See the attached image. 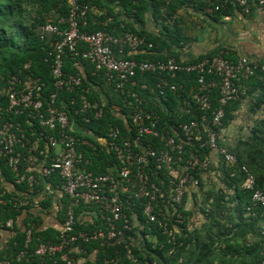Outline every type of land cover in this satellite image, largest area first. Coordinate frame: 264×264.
I'll return each mask as SVG.
<instances>
[{
    "label": "built area",
    "instance_id": "2783aa9c",
    "mask_svg": "<svg viewBox=\"0 0 264 264\" xmlns=\"http://www.w3.org/2000/svg\"><path fill=\"white\" fill-rule=\"evenodd\" d=\"M230 2L244 15H250L255 7H264V0H226L224 5ZM69 4L68 15L58 24L40 28L42 39L51 40L53 35L60 38L52 44L46 58L57 92L65 89L71 93L83 85L85 65L82 62H78L75 74L66 76L64 73V57L71 54L73 58L82 56L88 61L94 69L93 75L105 71L107 81L115 85L116 91L124 92L126 85L134 84L138 74L158 76L156 100L167 98L170 93L182 97L184 86L171 84L170 78L180 74L194 75L197 87L189 94L201 115L180 123L173 135L172 129L161 125L162 119L155 111L144 109L145 99L137 93H128L133 99L127 105L131 109L135 137H121L118 127H110L108 137L103 141L116 162L114 171L96 175L81 170L84 162L81 147L94 145L73 135L76 123L71 120L66 107L56 105L57 92L52 93L49 100L44 99L45 83L32 74L24 80L19 76L9 79L3 91L8 106L0 109V161L16 174V183L25 184L27 190L17 191L12 185L8 192L15 194L12 197L0 194V207L12 206L16 211H22L17 217L18 223L28 219L27 226L23 227L25 248L15 259L18 264H84L86 261L82 257L88 250L83 245L97 241H102V246L113 244L134 228L138 229L139 239L143 240V220L138 215L128 217V211L136 206L135 200L143 204L145 225L158 226L163 235L175 240L185 219L182 209L186 196L192 187L201 190L202 174L213 168L209 157L187 153V145L217 152L228 167L237 165V157L218 141L219 135L225 131L224 107L245 93L248 80L264 71L263 63L243 56L233 59L225 50L213 58L193 63H179L175 57L140 62L118 58L116 53L122 55L126 48L135 53L142 46L151 49L153 45L130 31L121 35L104 31L82 32L81 25L93 10L91 0H69ZM224 5H218L216 9ZM80 44H86L88 49L80 52ZM142 88L146 89V86ZM214 90H218V106H213L211 100ZM81 100L79 112L83 120L89 122V115L94 119L102 117L103 104L88 100L85 94ZM11 115L25 116L27 127L22 121L5 119ZM29 133L37 137H27ZM22 149L27 153L24 154ZM21 164H24L22 172ZM239 170L244 176L243 188L252 193L253 204L247 207V216H252L255 208L264 210V191L257 187V178L246 165L240 166ZM55 176L58 181L49 182L55 180ZM52 194L53 202L59 206L56 210H62L57 242H42L30 249L33 233L41 228V219L48 209L42 207V202ZM63 199L67 200L65 207ZM78 209H82L81 213H77ZM170 220L173 224L169 223ZM80 221L85 225L99 221L102 228L78 232L76 226ZM119 221L123 222L122 228L117 227ZM14 224L13 220L7 221L6 233L14 228ZM260 236L264 255V220ZM5 244L6 240L0 243V264H13L15 261L2 254L6 250ZM26 257L28 259L23 262ZM261 264H264V258Z\"/></svg>",
    "mask_w": 264,
    "mask_h": 264
},
{
    "label": "trees",
    "instance_id": "16d2710c",
    "mask_svg": "<svg viewBox=\"0 0 264 264\" xmlns=\"http://www.w3.org/2000/svg\"><path fill=\"white\" fill-rule=\"evenodd\" d=\"M113 1V0H111ZM126 11V16L138 23H143L149 11L157 20H166L169 27L165 26L168 33L167 39L154 38L148 36L144 31H137L132 24L125 21H119L116 18L112 23L104 25L97 21L93 22V15L90 13L86 22L81 25V31L94 33L104 31L114 35H121L125 31H130L139 37L146 38L147 43H151L153 47L142 46L137 52L129 51L126 48L124 54L118 58L135 60V61H160L169 57H175L179 63H193L205 59H210L219 54L222 50L229 51L233 59H237V55L229 48L218 47L210 53L199 56L192 61H182L177 53L172 51V45L176 46L182 41L176 36L180 30L177 28L174 12L176 6L169 0H121ZM226 0H204L201 1L200 11L211 17L214 21H219L222 17L231 16L235 11L240 9L233 4L224 5ZM109 2V0H108ZM224 5L219 10L218 5ZM101 6L100 0H91V7ZM69 0H0V109L8 106V98L3 93L4 88L9 79L19 76L22 80L27 75H33L40 78L45 87L42 97L46 100L50 99V95L57 92L51 75L50 64L46 61L48 51L52 48V44L60 38L53 35L50 39H42L40 28L47 24H58L60 19L69 13ZM241 12V11H240ZM166 14V15H165ZM124 26V28H122ZM173 29H171V27ZM176 28V30H175ZM171 42V44H170ZM88 49L86 44H80V52ZM164 52L166 54H164ZM149 53L148 55H144ZM78 62L85 65L83 74V85L77 87L73 92L60 90L57 92L56 105L66 107L72 121L78 126V132L73 133L74 136L89 140L94 146H82L84 153V162L80 166L81 170H88L96 175H107L114 171L113 166L116 162L111 153L101 143L108 137L110 127H118L121 131V137H135V131L132 127L131 109L128 107V93H137L147 103L144 105L146 111H155L161 117V125L172 129L175 135L178 126L182 122L199 118L201 113L196 110L195 105L190 96L191 90H195L196 76H187L180 74L176 78L171 79V84H182L184 88L181 91L182 97L170 93L167 98L156 100L157 93L156 83L159 77L152 74H138L133 80L134 84H128L122 90L116 91L115 85L107 81L105 71H101L93 75V67L82 56L73 58L71 54L64 57V73L66 76L73 75L78 71ZM188 77V78H186ZM145 85L146 89L142 86ZM247 95L253 99L250 113H256L264 105V71L258 72L256 76L246 82ZM102 88L105 89V103L102 99ZM87 91V92H85ZM85 94L88 100L98 101L104 106V112L100 119H94L89 115L90 121L83 120L80 114L81 97ZM186 98V99H185ZM218 90L212 92L213 106H218ZM245 95L240 94L235 101L228 103L224 107L225 117L223 119V127L227 128L231 121L236 117V111L239 110ZM187 101V103H184ZM191 109V113L187 111ZM78 111V113H77ZM210 114V113H209ZM5 119L19 122L22 121L23 126L27 127V119L25 116H7ZM38 135V134H37ZM27 137H37L30 133ZM221 134L218 137L219 145L221 143ZM224 147V146H222ZM43 148V144H42ZM225 148V147H224ZM226 149V148H225ZM229 153L235 155L238 164L233 167H225V176L222 179V187L219 191H206L204 197L206 199L201 206L202 214L207 220L202 227H195L191 222L192 214L183 207L182 212L185 216L184 222L179 226L175 240H171L162 234L158 226L145 225V217L143 214V204L139 201L135 202V208L128 211V217L138 215L143 220L145 231L142 232L143 240L139 239L138 229L134 228L131 232L124 234L121 241L113 244L102 246V241L90 242L85 244L88 253L82 258L86 261L84 264H213L217 261L221 264H249L245 262V252L252 256L250 264H261L264 258L262 254L261 236L254 246H242L243 242L238 239L243 236L247 230H255L258 223L264 220V210L255 208L252 216H247V207L252 206V193L243 188L244 176L239 168L246 165L257 178V187L264 191V121L258 122L251 127L249 136L238 143L236 147L226 149ZM26 154L27 150L22 149ZM187 153H197L202 157H209L212 151L209 149L196 148L193 144L187 145ZM90 162L87 163V162ZM24 164L20 165V171H23ZM213 169V168H212ZM55 180L58 181L56 176ZM17 177L4 162L0 161V194L5 193L6 197H12L15 193L8 192L7 185H13L14 188L26 191L25 184H17ZM40 191L43 190L38 188ZM35 192L37 189L34 190ZM60 198V197H59ZM65 198V197H63ZM54 200L52 194L47 200L42 202V207L49 208ZM186 201V199H185ZM64 207L67 200L63 199ZM82 209H78L77 213H81ZM59 221L62 220V210H58ZM57 213V215H58ZM22 215V211H16L12 206L0 207V243L7 241L6 250L2 254L7 255L11 260L17 261L16 256L23 251L26 243V233L23 227L28 224V219L17 222V217ZM238 217L239 221L233 222L229 219ZM8 220L15 222L14 228L6 233L5 227ZM248 221L246 229H240L243 221ZM42 226L33 233L30 249H34L37 244L42 242H57L58 231L53 226ZM231 224H227V222ZM171 220L169 221V223ZM233 222V223H232ZM122 221L117 223L118 228H122ZM170 224H173L172 222ZM150 227V229H148ZM102 228V223L97 221L94 225L80 221L77 223L76 230L94 231ZM105 228V226H104ZM232 233V237L227 239V235ZM260 233V232H259ZM148 235L151 238H147ZM215 236L217 239H215ZM227 243L228 250L217 249L216 241L222 240ZM222 250V251H221ZM237 252L239 257L234 254L232 258L226 260L225 257L230 252ZM220 252V254H218ZM223 253V256L221 254ZM28 257L23 258L26 261ZM222 260V261H221Z\"/></svg>",
    "mask_w": 264,
    "mask_h": 264
},
{
    "label": "crops",
    "instance_id": "0c3cea01",
    "mask_svg": "<svg viewBox=\"0 0 264 264\" xmlns=\"http://www.w3.org/2000/svg\"><path fill=\"white\" fill-rule=\"evenodd\" d=\"M101 6H94L92 10L93 22L108 25L116 18L119 21H125L132 24L137 31H144L148 36L154 38L167 39L168 33L165 26L169 27L166 20H157L153 11H149L143 23L135 22L128 19L126 11L121 0H100ZM176 6L174 16L177 21V28L180 30L176 36L181 38L178 46L172 45V51L177 53L182 61H192L199 56L210 53L218 47L229 48L237 57H247L252 61H259L264 64V7H255L250 15H244L242 12L236 10L235 14L231 16L222 17L219 21H214L211 17L203 14L200 11L201 1L204 0H169ZM166 15V14H165ZM171 27V26H170ZM173 29V27H171ZM176 30V28H175ZM146 53L144 55H148ZM164 54H166L164 52ZM105 89L102 88V99L105 103L106 97L104 96ZM241 107L236 111V117L231 121L230 125L225 128L220 139L222 146L226 149L236 147L238 143L243 141L249 136L251 127L255 126L258 122L264 121V105L256 113L251 114V105L253 99L249 103V95L247 90L245 93ZM105 100V101H104ZM73 130L78 132V126L73 125ZM105 146V142H101ZM210 159L213 164V169L210 172L203 173L201 176V189L206 191L217 192L223 186L222 179L225 176V167H228L223 161L222 157L217 152L210 154ZM12 188V185H7ZM198 191L197 188H191L186 201L185 210L192 214L191 222L195 227H202L207 222L205 216L202 214L201 206L206 201L205 193ZM54 204V205H53ZM58 203L53 202L47 209L46 214L43 216L45 226H53L56 230L60 228L61 221H59V213L56 210ZM58 213V217L56 215ZM230 221H239L238 217ZM232 222V223H233ZM227 224H231L229 221ZM248 221L245 220L241 223L240 229H246ZM258 223L256 229L252 231L247 230L238 241L246 247L254 246L260 240V227ZM232 233L227 235V239L232 237ZM218 238V237H217ZM215 236V239H217ZM217 249L228 250L227 243L222 240L216 241ZM260 242V241H259ZM221 250V251H222ZM220 254V252H218ZM222 256L223 253L221 252ZM239 257L238 253L234 251L227 253L225 259L232 258V255ZM245 262L251 263L252 256L245 252ZM222 261V260H221ZM213 264H221L220 262H213ZM254 264V263H253Z\"/></svg>",
    "mask_w": 264,
    "mask_h": 264
},
{
    "label": "rangeland",
    "instance_id": "374dc122",
    "mask_svg": "<svg viewBox=\"0 0 264 264\" xmlns=\"http://www.w3.org/2000/svg\"><path fill=\"white\" fill-rule=\"evenodd\" d=\"M251 100V97H249L248 101H245L244 103H249Z\"/></svg>",
    "mask_w": 264,
    "mask_h": 264
},
{
    "label": "clouds",
    "instance_id": "9594fccd",
    "mask_svg": "<svg viewBox=\"0 0 264 264\" xmlns=\"http://www.w3.org/2000/svg\"><path fill=\"white\" fill-rule=\"evenodd\" d=\"M200 188H201V185H200ZM200 191L202 192V189ZM186 198H187V196H186ZM184 208H185V202H184Z\"/></svg>",
    "mask_w": 264,
    "mask_h": 264
}]
</instances>
